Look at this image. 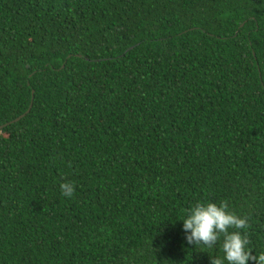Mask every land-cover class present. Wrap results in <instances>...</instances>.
<instances>
[{"label":"trees","instance_id":"obj_1","mask_svg":"<svg viewBox=\"0 0 264 264\" xmlns=\"http://www.w3.org/2000/svg\"><path fill=\"white\" fill-rule=\"evenodd\" d=\"M7 124L0 264H211L197 202L264 252V0H0Z\"/></svg>","mask_w":264,"mask_h":264},{"label":"clouds","instance_id":"obj_2","mask_svg":"<svg viewBox=\"0 0 264 264\" xmlns=\"http://www.w3.org/2000/svg\"><path fill=\"white\" fill-rule=\"evenodd\" d=\"M61 193L71 198L75 186L61 184ZM183 231L189 245L219 246L222 255L211 257V264H264V252L254 253L246 229L249 217L229 210L227 202H197L182 218Z\"/></svg>","mask_w":264,"mask_h":264},{"label":"water","instance_id":"obj_3","mask_svg":"<svg viewBox=\"0 0 264 264\" xmlns=\"http://www.w3.org/2000/svg\"><path fill=\"white\" fill-rule=\"evenodd\" d=\"M30 113V110L27 112V114ZM25 115L21 116L20 118L16 119L14 122L12 123H15V122H19L22 118H24ZM11 124V123H10ZM10 124H7V125H4V126H1L0 127V130H2L3 128L7 127L8 125Z\"/></svg>","mask_w":264,"mask_h":264}]
</instances>
